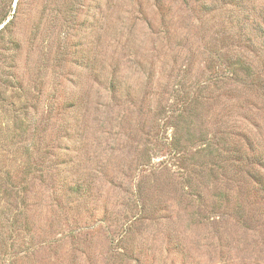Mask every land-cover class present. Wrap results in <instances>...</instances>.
Here are the masks:
<instances>
[{
  "label": "rangeland",
  "instance_id": "1",
  "mask_svg": "<svg viewBox=\"0 0 264 264\" xmlns=\"http://www.w3.org/2000/svg\"><path fill=\"white\" fill-rule=\"evenodd\" d=\"M17 1L0 264H264V0Z\"/></svg>",
  "mask_w": 264,
  "mask_h": 264
},
{
  "label": "trees",
  "instance_id": "2",
  "mask_svg": "<svg viewBox=\"0 0 264 264\" xmlns=\"http://www.w3.org/2000/svg\"><path fill=\"white\" fill-rule=\"evenodd\" d=\"M18 2H19V0L17 1V3ZM160 8L163 11H165L164 6H162V4H161ZM16 11H17V8L15 10V13H16ZM0 12H1L0 24H2V26L0 27V40H4L5 33H7L9 31L10 26L15 21L14 20V18H15L14 16L15 15L14 16H11V15L9 16V14H5V12H3V10L0 11ZM15 41H17V40H15ZM239 158H240V156H239ZM243 158H244L243 161H242V159H239V162L242 163V165H244V166L246 165V166L251 167L250 169H248V170H250V171H248V173L251 172L254 169L253 164H258L262 168V170L264 171V159H263V157H260L258 159V161H256L257 158L254 161H252V159H251L252 156H250V154H247V153L245 154L244 153ZM251 176H252V178H253V180L255 182V185H257L259 187L260 191L264 192V172L260 173V172H256L254 170V174H252Z\"/></svg>",
  "mask_w": 264,
  "mask_h": 264
}]
</instances>
